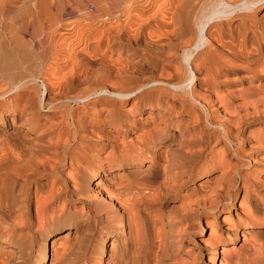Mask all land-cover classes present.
I'll list each match as a JSON object with an SVG mask.
<instances>
[{
  "label": "bare ground",
  "instance_id": "1",
  "mask_svg": "<svg viewBox=\"0 0 264 264\" xmlns=\"http://www.w3.org/2000/svg\"><path fill=\"white\" fill-rule=\"evenodd\" d=\"M46 1L0 0V264H188L203 222L264 264V0H55L115 14L67 52Z\"/></svg>",
  "mask_w": 264,
  "mask_h": 264
},
{
  "label": "rangeland",
  "instance_id": "2",
  "mask_svg": "<svg viewBox=\"0 0 264 264\" xmlns=\"http://www.w3.org/2000/svg\"><path fill=\"white\" fill-rule=\"evenodd\" d=\"M30 2V0H15V2L13 3V4H15L16 6H21V5H24V4H27V3H29ZM50 2V6H53V11H52V13H56L55 15H59L58 17H59V19H60V26L63 28H61L60 27V29H62V30H60L59 29V35H60V37H62V40H63V42H65V43H62V44H64L65 45V47L64 46H61L59 49H60V52H67V50H70V51H72L71 49H69V43H72L73 41H71V40H73V36L74 35H76V33H75V31L77 32V33H79L83 28L85 29V28H89L90 30H94V29H104V27L103 26H105L106 28L107 27H111V26H115L116 24H115V19H114V15L115 14H113V12L112 11H109V10H106L107 11V13L106 14H108V18H107V15L106 14H103V15H101L99 18H97L95 21L93 20V28L94 29H92V27L90 26V25H86L87 24V22L88 21H92V20H88L87 22L83 19V18H78V16H73L72 17V19H71V15H69L67 12V14L70 16H68L66 13L64 14V12H58V10L61 8L62 9V4H59V5H55V4H53V3H56L55 2V0L53 1V0H49V1H46V4H48ZM143 2H145V1H143ZM145 4V3H144ZM49 5V4H48ZM64 5V4H63ZM56 6H58V9H55V7ZM60 7V8H59ZM57 10V11H56ZM55 11V12H54ZM58 12V13H57ZM61 15H60V14ZM110 14H112V15H110ZM67 15V16H66ZM106 15V16H105ZM64 16V17H63ZM62 17V18H61ZM106 17V18H105ZM113 17V18H112ZM105 18V19H104ZM110 18V19H109ZM74 19H75V21H74ZM99 19H100V21H99ZM101 19H104V20H106V19H108V20H106L105 22H104V20H101ZM61 20H63L62 22H61ZM69 20V21H68ZM80 21L81 20V25L77 22V21ZM112 20V21H111ZM76 22L75 24H77V25H75L76 27H74V25H73V23L74 22ZM83 21V22H82ZM85 21V22H84ZM71 22V23H70ZM100 22H102V23H100ZM103 22H104V25L102 26L101 24H103ZM84 23V24H83ZM111 23V24H110ZM83 24V25H82ZM95 24H97V25H95ZM108 24H110L109 26H108ZM113 24V25H112ZM73 25V26H72ZM78 25L80 26V27H78ZM84 25L85 26H89V27H84ZM72 26V27H71ZM83 28H82V27ZM94 26H99V27H94ZM102 26V27H101ZM65 27V28H64ZM71 27V28H70ZM82 28V29H81ZM70 29V30H69ZM79 29V30H78ZM75 30V31H74ZM60 31H61V33H68V35H66L65 33L63 34L64 36H66V37H70V39H71V37H72V39L70 40V39H66V37H64V36H62V34L60 33ZM83 31V30H82ZM86 31H89L88 29H86ZM71 33V34H70ZM74 35H73V34ZM59 35H56V36H58V37H56V38H58L59 39ZM70 35H72V36H70ZM26 39H28V38H26ZM155 39H157V38H155ZM66 40V41H65ZM68 41V42H67ZM162 43V42H161ZM164 43V42H163ZM68 45V46H67ZM71 45H73V44H71ZM78 45H76V46H74V47H77ZM64 47V48H63ZM101 49H100V48ZM138 47V48H137ZM136 48H134L131 52H139L138 50H140V52H144V49L140 46V45H138ZM142 49H140V48ZM62 48H63V51H62ZM65 49H67V50H65ZM136 49V50H135ZM103 51V48H102V46L101 45H99L98 47H97V51H93V52H98V51ZM69 51V52H70ZM99 51V52H100ZM88 52H92L91 50H88ZM103 52H107V51H103ZM145 52H149V51H145ZM57 66H53V67H50V68H48L49 70H47V69H45L44 71H43V74L44 75H46V74H48V75H50V74H52L51 72L52 71H50V70H53L54 72H58L59 70H60V68L59 67H57ZM59 68V69H58ZM58 70V71H57ZM50 73H49V72ZM42 74V76H44ZM0 84H2L1 82H0ZM38 84H40V82L38 81ZM177 204H179V203H177V202H171V201H169L164 207H163V209H164V211L163 212H167V211H165V210H171V209H173L174 207H176V205ZM238 205H239V200L237 201V203H236V206H235V209H238L237 207H238ZM169 206V207H168ZM178 206V205H177ZM167 208V209H166ZM222 217L223 216H221V218H219V221H221L222 220ZM231 218H233L234 219V213L232 212L231 213ZM211 229L210 228H207L206 226H205V223L203 222V232H204V234H198V232L196 231V230H191V231H189V233L187 234V237L186 238H184V245H183V251H182V253H181V255L183 256V257H185V259L187 260V262H188V264H191L190 262H193V264H211L212 263V261H210L209 259L212 257V251H206V250H202V254H199V250H198V248H199V246L201 245V240L202 241H207L208 242V239H207V236H208V234L211 232L210 231ZM189 237V238H188ZM52 240V239H51ZM242 241H243V239L241 238V236H239L238 237V239L236 240V242H229L227 245H226V247L227 248H232V247H234L235 248V251H236V253L237 254H239V255H242V251L241 250H238V246L242 243ZM50 245H51V243H49L48 244V248H49V254H48V256H47V258H46V261H45V263L46 264H49V262H50V259H51V256H50ZM198 247V248H197ZM5 250H6V248H5ZM4 250V251H5ZM220 250V249H219ZM218 257H220V254H219V256L217 255V258L214 260L215 261V263L216 264H219V258ZM33 258V256H32V254H30L29 256H28V258H27V260L28 261H31V260H33L32 259ZM213 264V263H212Z\"/></svg>",
  "mask_w": 264,
  "mask_h": 264
}]
</instances>
